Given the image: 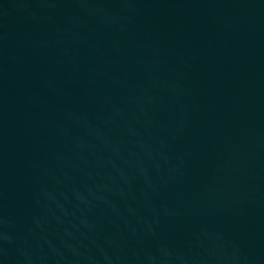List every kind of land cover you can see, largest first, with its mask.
Segmentation results:
<instances>
[{"label": "water", "instance_id": "water-1", "mask_svg": "<svg viewBox=\"0 0 264 264\" xmlns=\"http://www.w3.org/2000/svg\"><path fill=\"white\" fill-rule=\"evenodd\" d=\"M0 264H264V0H0Z\"/></svg>", "mask_w": 264, "mask_h": 264}]
</instances>
